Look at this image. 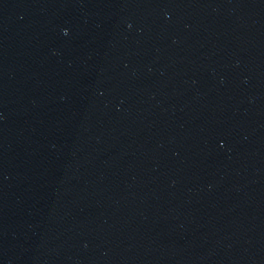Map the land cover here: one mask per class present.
Returning a JSON list of instances; mask_svg holds the SVG:
<instances>
[{
    "label": "water",
    "instance_id": "water-1",
    "mask_svg": "<svg viewBox=\"0 0 264 264\" xmlns=\"http://www.w3.org/2000/svg\"><path fill=\"white\" fill-rule=\"evenodd\" d=\"M0 264H264V0H0Z\"/></svg>",
    "mask_w": 264,
    "mask_h": 264
}]
</instances>
